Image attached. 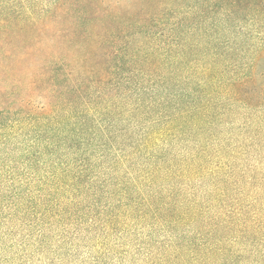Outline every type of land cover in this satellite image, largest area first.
<instances>
[{
  "label": "trees",
  "instance_id": "16d2710c",
  "mask_svg": "<svg viewBox=\"0 0 264 264\" xmlns=\"http://www.w3.org/2000/svg\"><path fill=\"white\" fill-rule=\"evenodd\" d=\"M171 1L0 18V264H264V0Z\"/></svg>",
  "mask_w": 264,
  "mask_h": 264
},
{
  "label": "rangeland",
  "instance_id": "374dc122",
  "mask_svg": "<svg viewBox=\"0 0 264 264\" xmlns=\"http://www.w3.org/2000/svg\"><path fill=\"white\" fill-rule=\"evenodd\" d=\"M61 0H0V18L15 17L18 19L19 24L24 28L26 36L33 37L39 30L45 25L49 24L57 15L56 3H60ZM108 3L117 4L127 9L125 16L131 18L137 15V5L131 4V0H104ZM170 9L174 10L176 7L173 6V2L168 0ZM181 13L186 18L191 19L194 16L200 15L202 11L200 0H182ZM177 10V9H176ZM175 10V11H176ZM178 11V10H177ZM213 8H210V12ZM209 12V16L214 19V14ZM139 17V16H138ZM24 38V36H22ZM256 87L259 84L264 83V59L256 72ZM257 89V88H256ZM264 101V98L262 99ZM235 126H244L245 124L251 125L253 128L264 129V106L260 109L256 108H242L234 110V117L232 118ZM250 128V127H249ZM1 149V148H0ZM5 151V150H4ZM10 241L8 242V244ZM43 260L47 261L43 258ZM15 263L16 261H12ZM78 264V263H76Z\"/></svg>",
  "mask_w": 264,
  "mask_h": 264
}]
</instances>
